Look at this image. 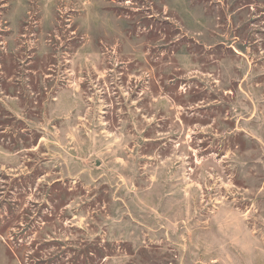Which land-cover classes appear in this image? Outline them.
<instances>
[{"label":"rangeland","instance_id":"rangeland-1","mask_svg":"<svg viewBox=\"0 0 264 264\" xmlns=\"http://www.w3.org/2000/svg\"><path fill=\"white\" fill-rule=\"evenodd\" d=\"M0 264H264V0H0Z\"/></svg>","mask_w":264,"mask_h":264}]
</instances>
